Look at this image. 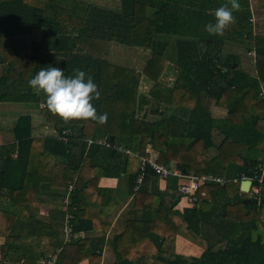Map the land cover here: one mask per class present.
Masks as SVG:
<instances>
[{
	"label": "trees",
	"instance_id": "16d2710c",
	"mask_svg": "<svg viewBox=\"0 0 264 264\" xmlns=\"http://www.w3.org/2000/svg\"><path fill=\"white\" fill-rule=\"evenodd\" d=\"M45 1L0 0V50L14 35L45 36V50L63 61L66 75L81 69L92 77L100 92L92 104L107 120L59 118L28 86L29 70L0 58L15 74V82L5 76L4 82L44 102L42 115L57 131L54 138H34L27 117L16 126L17 159L8 158L0 173V191H9L0 194L9 199L0 205V264H102L103 247L112 250L114 264H264V176L258 194L243 193L234 182L252 178L264 165V33L255 30L251 1L239 0L222 35L208 34L204 25L228 0H120L118 10L81 0H53L59 7ZM112 44L147 51L144 69L108 61ZM244 54L255 56L248 72L239 69ZM25 62L34 69L33 59ZM166 62L177 70L172 87L159 83ZM142 80L153 84L147 94L140 91ZM211 105L226 116L214 117ZM106 138L116 147L96 143ZM149 148L159 165L229 182L202 187L198 197L205 198L181 212L174 209L182 198L178 178L170 177L165 191L150 192L157 175L150 165L141 167L152 159ZM106 176L126 185L99 187ZM35 185H47V198ZM42 203L49 209L46 221L32 213ZM93 231L102 236L85 237ZM178 236L203 254H177Z\"/></svg>",
	"mask_w": 264,
	"mask_h": 264
},
{
	"label": "crops",
	"instance_id": "0c3cea01",
	"mask_svg": "<svg viewBox=\"0 0 264 264\" xmlns=\"http://www.w3.org/2000/svg\"><path fill=\"white\" fill-rule=\"evenodd\" d=\"M84 1V0H81ZM251 1V10H252V22L255 25V30L258 33H264V0H250ZM47 4L52 5L54 7H59V2H53V0H46ZM84 2H87L86 0ZM88 3V2H87ZM118 10V9H117ZM260 25V26H259ZM12 34V33H10ZM13 36V35H12ZM42 35L41 38H37L36 40H32L31 36L28 34H19L14 35V37L7 39L6 44L4 46L5 50H0V58H6L7 61H12L18 64L21 67L27 68L29 70V76H34L35 73L41 67H47L49 65L54 67H60L64 70V74H67L66 66L63 61L59 59H52L51 53L48 50H45L44 45H46L47 41ZM50 40V39H49ZM27 59H33L35 61V67L33 70L31 69V63L25 62ZM8 63L4 60L0 59V77L3 76V81L1 83L0 91L3 94H6V99L8 101H0V173L7 166V159L16 160L17 153V137H16V126L20 120V118L27 117L30 118L32 124V137L40 138V137H56L57 131L53 127V125L49 124L47 120L42 115V110L45 109L46 105L44 102L40 100L34 101L32 99H28L24 93H20L15 91V88L11 85V83L4 82L5 77H9L11 80L15 74L9 72ZM5 76V77H4ZM15 82V81H14ZM211 111L214 117L223 118L226 116L227 111L223 108H218L216 106L211 107ZM149 153L152 154V158L158 157V154L149 148ZM176 169L175 165L172 167ZM225 178V177H224ZM167 183V182H166ZM166 183L158 182V189L165 191ZM1 184V182H0ZM99 187L101 188H112L115 189L118 185H126L125 180L121 179V181L117 178L113 177H103L99 181ZM37 191L41 195V198H47L42 193L43 190L46 189L47 185H35ZM50 191L57 192V188L52 187ZM7 188L3 187L0 191L2 196L8 195ZM251 192H249L250 194ZM169 201L172 199L169 197ZM180 199L179 204L176 208L179 211H183L186 208H191L187 206L184 200ZM9 199L0 198V205H8ZM127 206V205H125ZM123 207L122 209H124ZM11 211L15 210L11 208ZM32 213L34 214L37 220H48L49 217V209L46 203H42L38 209H32ZM102 236L100 231H93L85 234V237L89 239H98ZM4 243V238L0 237V247ZM176 253L185 256H194L200 257L203 254V251L195 246L194 244L186 241L184 238L178 236L176 239ZM1 258V255H0ZM85 264L88 261L84 262ZM115 258L112 254V250L108 247H103V257L102 264H114Z\"/></svg>",
	"mask_w": 264,
	"mask_h": 264
},
{
	"label": "clouds",
	"instance_id": "9594fccd",
	"mask_svg": "<svg viewBox=\"0 0 264 264\" xmlns=\"http://www.w3.org/2000/svg\"><path fill=\"white\" fill-rule=\"evenodd\" d=\"M239 8V0H228V4L214 10V19L204 25V30L210 35H222ZM27 83L34 92L45 96L48 109L61 119H91L100 124L107 120V113L97 114L92 104L100 96L96 83L81 69H73L72 75H65L60 67H41Z\"/></svg>",
	"mask_w": 264,
	"mask_h": 264
},
{
	"label": "built area",
	"instance_id": "2783aa9c",
	"mask_svg": "<svg viewBox=\"0 0 264 264\" xmlns=\"http://www.w3.org/2000/svg\"><path fill=\"white\" fill-rule=\"evenodd\" d=\"M64 135L66 132L63 133ZM62 141L67 143V138L63 136ZM94 141H89L88 145H92ZM97 144L104 146L106 148H115L116 146H112V144L108 141V138L97 141ZM117 150L124 152L127 155H130V150L124 147H118ZM146 165H150L152 170L157 175V179L159 183H166L170 177H176L179 179L178 182V193L181 195L182 200H184L189 207H193L199 202V198H205L206 194L202 193L200 197H198V193L202 189V187L210 184H218L220 186H224L229 182L226 178L216 176V175H201V176H189L183 174L180 170L174 168H168L164 165H159L155 162L154 158L143 159L142 161V170L146 167ZM264 176V165H258L255 168L252 178H247L245 176L240 177V179H235L234 182H243L245 180H250L252 182L250 187V192L254 194H258L260 192V188L257 185H262ZM143 178L140 177L137 181V185H141ZM257 184V185H256ZM138 188V187H137ZM136 188V190H137ZM69 190H73V186H70ZM201 198V199H202ZM200 199V200H201ZM181 200V201H182ZM66 233L69 235L71 233L70 229H66ZM54 259H50V262H53Z\"/></svg>",
	"mask_w": 264,
	"mask_h": 264
},
{
	"label": "rangeland",
	"instance_id": "374dc122",
	"mask_svg": "<svg viewBox=\"0 0 264 264\" xmlns=\"http://www.w3.org/2000/svg\"><path fill=\"white\" fill-rule=\"evenodd\" d=\"M85 1V0H84ZM88 3L97 5L99 7L103 8H109V9H120L121 3L120 0H86ZM260 26V25H259ZM246 54V53H245ZM241 55L240 59V70L245 71H251L252 65L255 59V56L253 55ZM150 57V54L143 50V49H131V48H125L121 46H117L115 44H112L109 50V55L107 56L108 61L124 66L126 68L135 69L139 72H141L148 59ZM177 70L175 69V66L169 62H166L164 65V70L159 78V83L165 87H172L175 84ZM152 83L142 80L140 85V91L143 94H147L149 90L152 87ZM210 103H208L209 105ZM213 105H211L212 107ZM216 135V140H220L221 138ZM262 151L264 152V145L262 146ZM248 194V193H247Z\"/></svg>",
	"mask_w": 264,
	"mask_h": 264
},
{
	"label": "water",
	"instance_id": "95a60500",
	"mask_svg": "<svg viewBox=\"0 0 264 264\" xmlns=\"http://www.w3.org/2000/svg\"><path fill=\"white\" fill-rule=\"evenodd\" d=\"M114 137H110V141H113ZM252 182L250 180H245L243 182H241V186H240V191L243 193H249L250 192V187H251ZM158 191V179L157 177H154L151 179L150 182V192L152 194H156Z\"/></svg>",
	"mask_w": 264,
	"mask_h": 264
}]
</instances>
